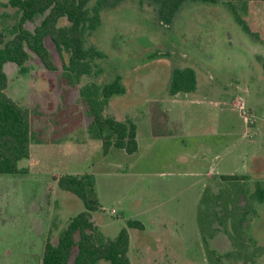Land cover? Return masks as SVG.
<instances>
[{
	"label": "rangeland",
	"instance_id": "1",
	"mask_svg": "<svg viewBox=\"0 0 264 264\" xmlns=\"http://www.w3.org/2000/svg\"><path fill=\"white\" fill-rule=\"evenodd\" d=\"M156 8L152 0H123L104 9L87 37L103 57L77 83L64 75L68 53L48 37L54 71L32 51L23 71L4 64L5 92L28 108L31 138L29 157L19 161L28 172L0 175V264H40L48 228L56 243L84 209L58 188L64 172L92 173L101 205L92 220L106 239L128 219L143 224L128 228L130 264H211L206 248L230 255L213 264H264V202L245 197L264 185V0L187 2L170 23L158 19ZM19 15L0 0L5 39ZM42 18L25 27L33 30ZM184 67L194 69L196 87L172 95V72ZM116 78L124 93L113 95L105 112L135 123L139 147L104 155L89 133L87 99L92 87L100 91ZM229 174L245 176L244 184L232 183L234 192L220 178ZM224 188L225 197L209 208L204 193ZM210 209L220 230L207 232L206 247L200 223ZM237 238L248 243L246 254L235 249Z\"/></svg>",
	"mask_w": 264,
	"mask_h": 264
},
{
	"label": "trees",
	"instance_id": "2",
	"mask_svg": "<svg viewBox=\"0 0 264 264\" xmlns=\"http://www.w3.org/2000/svg\"><path fill=\"white\" fill-rule=\"evenodd\" d=\"M122 1L95 0L91 4V0H9V4L15 7L20 15L17 24L9 32L11 36L8 39H5L6 35L0 31V175L28 172L26 167H19V161L29 157L31 138V115L28 108L21 106L5 92L8 79L3 68L4 64L13 62L23 71L24 63L29 57L28 51H32L47 70L54 71L55 64L44 43V39L48 37L57 50L68 53V61L64 66V75L67 80L71 83L79 82L83 75L96 71V60L103 57V52L87 43V37L100 24L101 12L106 8L117 6ZM152 1L157 6L158 19L161 22L170 23L181 6L187 2L209 4L225 2L232 5L233 1L255 2L258 0ZM39 15L43 18L33 30L25 27L26 22L34 21ZM62 19L66 20V24H59ZM195 87L194 69L184 67L173 70L169 83L170 94L191 92ZM87 89V87L81 88L80 94L83 95ZM122 93H124V87L116 78L104 84L100 91L92 87L87 99L92 117L88 127L89 133L100 140L104 155L112 148L122 149L128 154L137 151L135 123L130 119L118 120L105 112L109 99L113 95ZM220 178L224 182L231 183L230 188L234 192L237 186L232 183L235 181L236 184H241L239 181H242L244 184L245 176L229 174L221 175ZM57 186L78 197L84 209L69 219L65 228L59 233L56 243L51 242L53 232L51 227L48 228L40 264H100L102 261L107 264H130L128 228L143 229V224L139 220L128 219L126 226L121 228L113 239H106L92 220V213L101 208L92 174L64 172L57 178ZM238 188H240L239 191L244 192L241 185ZM205 194L207 193H204L205 198L209 199L207 202L209 208L212 209L213 206L218 205L220 196L225 197V188L220 193H210L211 197ZM245 197L249 200L256 198L264 202L263 183H258L253 193L245 192ZM209 211L206 210V218H201L200 223L206 247H208L207 232L211 237L220 230L219 227H215L214 223L218 220L214 221V212ZM234 213L235 210L231 211L229 216ZM247 245L248 243L242 244L239 238L235 240V249L239 253L246 254ZM206 253L211 264L221 258L230 257L228 252L217 254L215 250L209 248H206ZM247 259L246 257L244 260Z\"/></svg>",
	"mask_w": 264,
	"mask_h": 264
},
{
	"label": "crops",
	"instance_id": "3",
	"mask_svg": "<svg viewBox=\"0 0 264 264\" xmlns=\"http://www.w3.org/2000/svg\"><path fill=\"white\" fill-rule=\"evenodd\" d=\"M178 94V93H177ZM177 94H175V95H177ZM136 139H137V149H138V147H139V138H138V132L136 131ZM68 173H73V172H68ZM81 173H85V172H76L75 174H81ZM87 173H90V172H87ZM92 174V173H91ZM59 177V175H57V177H56V179H55V181H56V184H57V178ZM7 184L8 185H11V181H9L8 180V182H7ZM14 184V183H13ZM9 194V192L7 193V195Z\"/></svg>",
	"mask_w": 264,
	"mask_h": 264
},
{
	"label": "built area",
	"instance_id": "4",
	"mask_svg": "<svg viewBox=\"0 0 264 264\" xmlns=\"http://www.w3.org/2000/svg\"><path fill=\"white\" fill-rule=\"evenodd\" d=\"M111 213H114V209L111 210Z\"/></svg>",
	"mask_w": 264,
	"mask_h": 264
}]
</instances>
